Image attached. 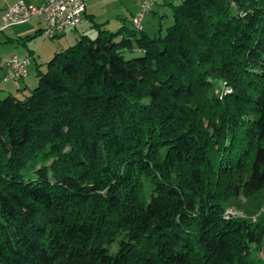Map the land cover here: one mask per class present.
<instances>
[{"label": "trees", "instance_id": "trees-1", "mask_svg": "<svg viewBox=\"0 0 264 264\" xmlns=\"http://www.w3.org/2000/svg\"><path fill=\"white\" fill-rule=\"evenodd\" d=\"M170 5L0 97V264H264L263 222L225 214L264 189V0Z\"/></svg>", "mask_w": 264, "mask_h": 264}, {"label": "crops", "instance_id": "crops-1", "mask_svg": "<svg viewBox=\"0 0 264 264\" xmlns=\"http://www.w3.org/2000/svg\"><path fill=\"white\" fill-rule=\"evenodd\" d=\"M19 0H0V17L4 13L6 7L10 4L15 3ZM26 3L30 4H39L45 0H23ZM125 1V2H124ZM127 0H87L86 10L84 13L83 21L79 26L72 29H66L61 31L56 36V40H64L69 41L70 39H75L81 34H88L90 32L97 33L98 28L96 27V23L102 24V26L108 30H111L109 25L117 30L121 25L127 24L125 22V13L128 12V4ZM134 8L130 14L129 25L131 24V18L135 11L137 10L138 4L140 0H133ZM165 0H160L153 8L151 13L147 15L145 21L148 20L150 15L159 16L162 12L163 4ZM127 5V8H126ZM130 7V6H129ZM113 19H115L113 21ZM145 21H144V29H145ZM44 27V22L36 17H33L27 21L18 22L10 25L8 28L0 31V57H8L13 53H16L19 57H30V63L32 60H35L37 56L42 54V50L40 49V45L38 42L34 48L29 46V42L26 40L31 37L40 36L41 30ZM113 31V30H112ZM96 35V34H95ZM53 44V41H52ZM54 47V45H52ZM25 48V50H24ZM55 53V52H54ZM29 63V64H30ZM29 66V65H28ZM1 73L0 79L3 82L2 86H0V93H13L11 92L12 88L16 87L17 90L23 87L21 81H23L26 77L19 80H3L2 81Z\"/></svg>", "mask_w": 264, "mask_h": 264}, {"label": "built area", "instance_id": "built-area-1", "mask_svg": "<svg viewBox=\"0 0 264 264\" xmlns=\"http://www.w3.org/2000/svg\"><path fill=\"white\" fill-rule=\"evenodd\" d=\"M160 0H140L137 10L132 16V24L136 29H143L147 15ZM87 0H45L39 4L16 1L6 7L0 17V31L18 22L36 17L44 22L42 37H54L61 31L76 28L81 24L86 10ZM30 57H19L16 53L8 57H0V69L3 70L2 80L22 79L28 74ZM225 214H242L232 207L225 209ZM244 216V215H243ZM252 220L255 219L253 216Z\"/></svg>", "mask_w": 264, "mask_h": 264}, {"label": "rangeland", "instance_id": "rangeland-1", "mask_svg": "<svg viewBox=\"0 0 264 264\" xmlns=\"http://www.w3.org/2000/svg\"><path fill=\"white\" fill-rule=\"evenodd\" d=\"M181 0H165L164 4L162 5V12L159 16L150 15L148 20L145 21V31H147L149 34L153 35L158 32L161 34L164 33L165 28L169 26L172 21V8L170 3H178ZM125 2V1H124ZM126 3L128 4V12L125 13V22L129 25V16L134 8V1L133 0H127ZM130 6V7H129ZM127 8V5H126ZM115 19H113L114 21ZM111 30H115L112 25L109 27ZM96 33L90 32V36H95ZM56 37H40L35 36L31 37L30 39H27L26 42H29V46L31 48L35 49V46L38 42L40 45V49L42 50V54L40 56H37L35 60H32L31 63L28 66V74L27 77L21 81L23 84L20 89L17 90L16 87L12 88L11 92L15 94L18 98H24L32 88H34L37 84L38 80V72L39 70H46V62L47 60L54 54L56 51H61L68 47L69 45L75 43L77 41V38L70 39L69 41L64 40H56ZM53 41V44H52ZM54 45V47H52ZM25 50V48H24ZM2 69H0V76L2 73ZM3 81V80H2ZM3 82H1L0 79V86H2ZM223 84L221 82H217L216 89L214 90L215 93H219V90ZM1 88V87H0ZM7 93L4 92L0 93V97L5 96ZM226 204L228 207H232L234 209L241 211V216H246L248 219L252 220L251 218L254 216L255 219L254 222L257 220H261L264 225V189L259 190L256 193H253L249 196H244L242 194H239L236 197H231L226 201ZM262 259H264V250L259 253Z\"/></svg>", "mask_w": 264, "mask_h": 264}, {"label": "bare ground", "instance_id": "bare-ground-1", "mask_svg": "<svg viewBox=\"0 0 264 264\" xmlns=\"http://www.w3.org/2000/svg\"><path fill=\"white\" fill-rule=\"evenodd\" d=\"M240 217L241 216V214H232V217Z\"/></svg>", "mask_w": 264, "mask_h": 264}]
</instances>
